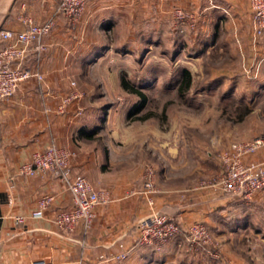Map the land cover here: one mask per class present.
I'll use <instances>...</instances> for the list:
<instances>
[{"label":"crops","instance_id":"1","mask_svg":"<svg viewBox=\"0 0 264 264\" xmlns=\"http://www.w3.org/2000/svg\"><path fill=\"white\" fill-rule=\"evenodd\" d=\"M174 6L197 13L199 33L202 29L213 30L209 46L215 45L219 27L229 25L242 31L252 19L248 0H88L76 22L57 13L58 0H0V31L24 30L19 20L23 13L36 23L51 18L56 21L55 31L44 38L47 52L32 53L27 62L44 79L25 82L12 98L0 100V264H109L104 259L123 248L130 250L129 258L114 264H165L173 255L178 256V241L159 251L138 245L136 224L151 211L147 199L139 193L148 180L121 173L107 175L105 149L93 142V134L87 137L91 134L90 101L82 96L64 112L58 110L72 91V72L82 68L85 58L96 48L110 50L111 46L101 41L105 33L131 24L136 27L140 22L150 24L149 28L160 25L166 33ZM6 44L0 38V49ZM51 144L72 153L74 174L87 177L97 190L109 192L105 202L97 207L89 229L81 223L72 232H62L54 225L56 214L73 205L58 175L30 177L19 172L35 151ZM254 159L264 160V150ZM162 188V193L154 198L156 207L183 226L197 221L209 223L236 200L211 188ZM45 194L55 196L46 217L31 218ZM17 216H24L26 221L17 223Z\"/></svg>","mask_w":264,"mask_h":264},{"label":"rangeland","instance_id":"2","mask_svg":"<svg viewBox=\"0 0 264 264\" xmlns=\"http://www.w3.org/2000/svg\"><path fill=\"white\" fill-rule=\"evenodd\" d=\"M171 16L166 33L144 22L105 33L101 41L110 50L71 77L91 103L88 121L93 142L105 149L107 175L152 179L155 196L169 185L232 198L212 185L223 175L221 156L231 143L264 136V34L255 33L252 17L242 31L222 25L215 45L207 46L213 30L199 33V22L190 30ZM182 68L193 74L185 98L177 89ZM122 76L148 96L137 116L151 118L129 117L139 98L123 89ZM233 205L204 223L211 238L206 250L176 247L178 256L165 264H264V201Z\"/></svg>","mask_w":264,"mask_h":264},{"label":"built area","instance_id":"3","mask_svg":"<svg viewBox=\"0 0 264 264\" xmlns=\"http://www.w3.org/2000/svg\"><path fill=\"white\" fill-rule=\"evenodd\" d=\"M165 2L167 0H159ZM252 10L255 33L264 34V0H248ZM88 0H58L57 13L78 21L87 7ZM173 18L184 27L195 30L199 16L192 10L177 6L172 12ZM19 20L24 30L0 31V38L7 44L0 49V100L12 98L19 87L30 80L42 81L43 75L33 69L27 62L29 56L47 52L48 45L44 38L51 35L56 28V21L51 18L43 23H36L33 18L23 13ZM72 91L63 99L58 110L64 112L74 100L83 95L77 84L72 82ZM264 150V136L253 140L236 141L229 145L221 156L222 177L212 185L216 190L230 195L233 199L244 202L260 201L264 194V160L254 159ZM72 153L56 144L44 150L35 151L31 160L20 166L22 175L34 177L39 174L54 173L58 175L70 193L73 205L60 210L54 225L62 232H72L79 224L89 229L96 218V209L106 200L108 191H99L85 176L74 174L71 166ZM146 199L151 211L140 218L136 224L137 243L159 251L162 246L178 241L180 247L189 253H201L210 245V234L206 224L194 222L183 226L174 218L160 211L155 205V195L159 193L151 179L139 192ZM55 201V196L45 194L32 211L31 218L39 220L46 217V212ZM17 223H24V216L16 217ZM130 250L123 248L116 255L104 259L109 264L122 262L129 258ZM35 264H44L37 262Z\"/></svg>","mask_w":264,"mask_h":264},{"label":"trees","instance_id":"4","mask_svg":"<svg viewBox=\"0 0 264 264\" xmlns=\"http://www.w3.org/2000/svg\"><path fill=\"white\" fill-rule=\"evenodd\" d=\"M213 40L208 39L206 44L204 43V45L209 46L212 43ZM104 47H100V48H96L93 52H91L86 58L85 61L87 62H91L92 59H94L95 57L100 56L101 51H103ZM180 78L177 82V89H178V94L181 98H185V96L190 92L192 85H193V74L192 72L188 69V68H182L180 71ZM121 85L123 87L124 90H126L127 92L136 95L139 98V103H137L135 105V107L130 111L129 113V117H135L137 115H139L141 113V111L147 106L148 104V96L142 92L141 90H139L138 88L135 87V85L133 83H131L129 80H127V78L125 76L121 77ZM153 116V114H142L141 116H137L136 119L138 120H147L149 118H151ZM91 133L90 135H87V137H92ZM237 201L240 202V204H242L244 201L241 199H236Z\"/></svg>","mask_w":264,"mask_h":264}]
</instances>
